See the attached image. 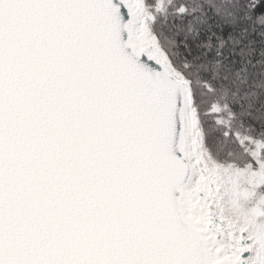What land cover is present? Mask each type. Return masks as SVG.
<instances>
[{"label":"snow or ice","instance_id":"1","mask_svg":"<svg viewBox=\"0 0 264 264\" xmlns=\"http://www.w3.org/2000/svg\"><path fill=\"white\" fill-rule=\"evenodd\" d=\"M0 264H264V0H0Z\"/></svg>","mask_w":264,"mask_h":264}]
</instances>
